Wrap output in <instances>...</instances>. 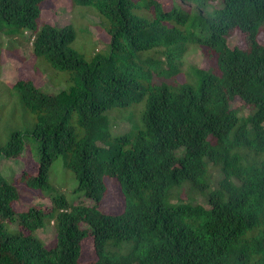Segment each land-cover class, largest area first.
<instances>
[{"label": "trees", "instance_id": "obj_1", "mask_svg": "<svg viewBox=\"0 0 264 264\" xmlns=\"http://www.w3.org/2000/svg\"><path fill=\"white\" fill-rule=\"evenodd\" d=\"M41 1L0 0V34L28 30L34 57L68 71L71 84L55 93L30 79L12 84L36 121L13 130L0 157H20L31 135L38 169L20 179L51 206L17 211L20 192L0 169V264H264V0H196L194 19L159 0H72L93 7L110 36L91 59L72 46L71 23L39 25ZM234 29L245 48L228 44ZM198 45L216 64L191 65L176 81ZM133 104L143 105L136 131L114 134L110 111ZM58 157L90 203L52 192ZM107 177L124 196L119 213L101 208ZM50 224L48 246L37 231Z\"/></svg>", "mask_w": 264, "mask_h": 264}, {"label": "rangeland", "instance_id": "obj_2", "mask_svg": "<svg viewBox=\"0 0 264 264\" xmlns=\"http://www.w3.org/2000/svg\"><path fill=\"white\" fill-rule=\"evenodd\" d=\"M165 8H171L175 3L191 10V19L196 17L199 1L196 0H159ZM221 0H208V8L211 5L219 7ZM39 25L50 23L62 26L71 23L76 31V38L72 46L83 53L87 59H91L95 52H107V43L110 36L107 29L100 24L101 18L91 6L76 5L72 0H42L40 2ZM31 33L24 30L18 38H10L0 34V145H4L13 130H31L35 124V114L25 108L19 93L12 88V84L20 79H30L36 86L48 93H55L71 84L68 79V71H61L50 66L44 59H36L32 53V46L27 41ZM259 40L264 43V28L259 33ZM228 44L245 48L247 39L243 32L234 29L228 38ZM210 57L209 48L206 45L191 47L188 55L183 60L182 72L175 77L182 82L185 73L191 65L209 68L210 62H215ZM145 100H143L144 102ZM234 107L248 112L243 100L236 97L232 102ZM142 104H133L128 107H117L110 111L111 130L115 133L136 131L137 122H141ZM26 148L22 155L16 159L0 157V169L9 181L14 183L20 197L14 202L17 211H25L34 204L51 206L49 197L44 192L26 185L20 179L23 172L33 174L37 172L39 154L36 142L31 135L26 137ZM49 181L52 192L64 193L70 201H84L88 199L79 191H76L77 180L73 171L65 167L63 159L58 157L51 165ZM109 187L101 200V208L108 213H119L124 208V196L119 184L111 178H106ZM38 235L48 246L55 243V228L52 224L37 231ZM96 258L91 236L82 241L81 260L89 263Z\"/></svg>", "mask_w": 264, "mask_h": 264}]
</instances>
